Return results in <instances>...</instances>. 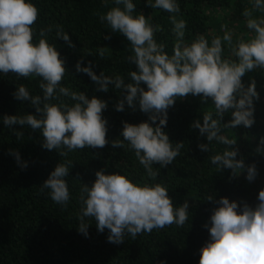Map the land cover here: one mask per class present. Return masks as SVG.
Instances as JSON below:
<instances>
[{
    "label": "clouds",
    "instance_id": "9594fccd",
    "mask_svg": "<svg viewBox=\"0 0 264 264\" xmlns=\"http://www.w3.org/2000/svg\"><path fill=\"white\" fill-rule=\"evenodd\" d=\"M102 3L115 5L99 18L112 32L127 38L130 53L127 63L135 65V70L127 72V82L120 74L97 75L92 63L83 66V60L77 62L76 71L87 74L97 85L96 91L108 92L112 86L121 92L115 105L117 111H125L126 105L136 111L138 106L148 115V120L138 124L124 121L122 139L109 141L108 120L103 116L107 101L97 96L89 98L85 92L73 91L62 84L66 62L56 45L49 42L52 26L41 28L38 38L34 39L33 25L39 9L33 0H0V75L11 72L17 78L38 77L42 90V95H33L20 84L13 93L14 98L29 102L36 114L5 115L0 121L17 138L23 132L13 128L14 125L39 130L43 136L42 147L56 150L62 157L86 147L104 148L109 143L112 148L134 152L149 179L134 181L127 174L98 170L91 186L83 184L79 198L77 230L88 236L90 224L86 218H94L99 232L109 230L110 243L122 244L126 235L135 239L139 234L173 224L182 227L189 219L188 201L175 206L166 185L149 182L159 175V168L154 169L153 165L167 167L183 147L182 142L173 143L164 130L168 109L175 105L177 98L190 94L199 96L205 104L211 101L214 106L190 125L207 140L198 144L201 151H212L213 142L226 146L222 152L209 157L211 164L221 171L232 170L233 176L246 171L249 182L258 176L255 163L246 165L243 158L237 159L239 149L232 147L237 139L224 135L223 129L250 128L255 123V102L260 99L257 82L251 79L246 85L242 78L253 70H264V15L255 18L252 11H244L249 30L247 38L234 41L232 32L225 31L222 37L213 36L209 40L198 34L186 42V21L177 18L181 11L178 0H147L152 9L171 14L175 43L169 54L165 43L157 42L154 36L161 31L160 26L150 24L143 13L134 14L137 6L133 0H102ZM250 3L254 10L264 13V0H250ZM55 35L66 41L68 47H75L62 26H56ZM225 46L228 56L224 55ZM98 55L104 58V47H99ZM226 113L232 119L222 123ZM257 152L264 153V137L260 138ZM10 154L21 167L28 166L27 162H21L18 151L10 150ZM72 167V161L65 159L41 185V191L48 190L50 199L61 207H67L71 199L66 177ZM213 199L211 195L206 197L208 201ZM257 199L255 207L246 202L241 207L228 197L216 201L219 206L204 225L210 239L200 249L199 264H264V189L259 191Z\"/></svg>",
    "mask_w": 264,
    "mask_h": 264
},
{
    "label": "trees",
    "instance_id": "16d2710c",
    "mask_svg": "<svg viewBox=\"0 0 264 264\" xmlns=\"http://www.w3.org/2000/svg\"><path fill=\"white\" fill-rule=\"evenodd\" d=\"M39 9V17L33 28L36 36L41 28L52 26L48 34L49 42L56 45L67 69L62 84L73 91H83L89 98L97 96L107 101L108 107L103 116L108 120L107 139H122L123 122L138 124L148 120V115L139 110L133 111L127 105L125 111H117L115 105L122 93L110 86L108 92L96 91L97 85L90 77L76 71V64L83 60V66L92 63L99 75L120 74L127 82V72L135 70V65L127 63L129 41L120 33L112 32L99 15L106 13L112 3L105 5L102 0H33ZM136 13H143L152 25H159L161 31L154 33L157 42L166 45L171 54L175 37L171 32L173 25L170 13L152 9L147 0H133ZM180 13L178 19L186 21L185 41L191 42L196 35L223 36L225 31L233 34V40L249 36L246 27L245 10L252 11L259 18L264 13L252 8L250 0H178ZM56 26H62L70 35L75 47H68L66 41L57 39ZM111 39H105V36ZM99 47L105 48V56L98 55ZM225 56L229 55L225 46ZM245 84L251 79L257 82L260 99L255 102V123L250 128L237 126L223 129L229 138L236 137L239 149L237 159L243 158L246 165L256 164L258 176L252 182L246 179L247 172L238 176L232 170L211 164L209 157L222 152L225 145L213 142L209 153L199 149V143H207L199 135L198 129L190 125L206 111H212L211 101L202 102L199 96L188 95L177 98L174 106L168 109V123L165 131L173 143H183V147L172 164L160 168L159 175L149 182H160L167 186L169 196L175 206L188 201L189 219L182 227L175 224L164 229H154L151 233L139 234L135 239L125 236L122 244L110 243L109 230L99 232L94 218H86L90 224L88 236L77 230L80 212V194L83 184L91 186L98 170L107 173L127 174L134 181L149 179L145 169L136 160L134 152L127 148H112L111 143L104 148H84L70 152L62 157L56 150L42 147L43 136L39 130L29 126L14 125L23 136L17 138L14 131L0 121V264H199L200 249L210 239L204 227L209 223L216 203L221 197H228L240 203L255 207L258 194L264 189V153L257 152L260 138L264 137V70L256 69L242 78ZM40 78H17L11 72L0 75V117L5 115L36 114L27 101H18L13 93L20 84L33 95H42ZM144 86V85H142ZM67 99V98H64ZM56 102V101H53ZM232 119L226 113L222 123ZM10 150L20 153L21 167ZM71 160L73 167L66 181L71 199L67 207L54 203L48 190L41 191V185L48 179L55 167ZM213 196L212 201L206 200Z\"/></svg>",
    "mask_w": 264,
    "mask_h": 264
}]
</instances>
